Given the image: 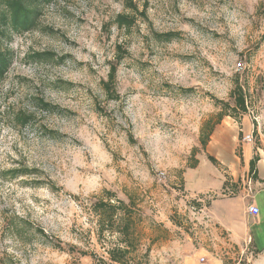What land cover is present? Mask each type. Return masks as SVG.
<instances>
[{
	"label": "rangeland",
	"instance_id": "1",
	"mask_svg": "<svg viewBox=\"0 0 264 264\" xmlns=\"http://www.w3.org/2000/svg\"><path fill=\"white\" fill-rule=\"evenodd\" d=\"M133 1L137 13L126 0H57L34 30L0 37L14 58L0 80V264H94L104 191L135 204L149 264H172L178 246L248 264L210 208L220 185L239 195L245 155L264 159V0ZM122 13L136 17L130 30L115 24ZM236 83L247 113L216 125L215 99L234 107Z\"/></svg>",
	"mask_w": 264,
	"mask_h": 264
},
{
	"label": "trees",
	"instance_id": "2",
	"mask_svg": "<svg viewBox=\"0 0 264 264\" xmlns=\"http://www.w3.org/2000/svg\"><path fill=\"white\" fill-rule=\"evenodd\" d=\"M57 0H0V37L6 34H23L35 29L37 19L42 5H50ZM146 1V0H139ZM126 8L132 12H139L138 5L133 0H126ZM145 16V12H141ZM136 23V17L130 14H118L115 24L119 29L130 30ZM160 41L171 42L179 38L178 33L157 34ZM125 51L118 47L117 62L112 64L108 80L103 81V90L110 100H118L119 94L116 90V79L118 68L125 57ZM53 56V54H48ZM13 54L8 49H0V80H3L13 65ZM235 106L231 107L228 102L216 100L221 108L218 114L217 124L224 117L233 116L230 112L247 113V101L243 86L235 84L231 93ZM41 106L46 109L56 108L50 103L41 102ZM215 125L206 123L201 132V143L205 148L208 145ZM210 160L215 161L212 157ZM259 156H255L250 161V175L253 179L258 178L257 163ZM197 164V161H196ZM195 164V165H196ZM195 165L192 168H195ZM106 199L92 203V209L98 216L97 236L100 242L105 245V256L99 257L92 254L94 264H149V253L147 249L141 252V241L136 231L138 213L135 204L130 201L126 203L119 199L114 193L104 191Z\"/></svg>",
	"mask_w": 264,
	"mask_h": 264
},
{
	"label": "crops",
	"instance_id": "3",
	"mask_svg": "<svg viewBox=\"0 0 264 264\" xmlns=\"http://www.w3.org/2000/svg\"><path fill=\"white\" fill-rule=\"evenodd\" d=\"M253 155H245L244 172L250 173V161ZM258 178L248 176L243 185H240L239 195H229L224 191L212 202L210 213L212 219L228 234V238L236 244L240 251L246 254L248 264H264V159L260 156L257 163ZM236 203L239 208L236 215L232 213L218 212L217 204ZM255 205L259 209L258 216H252L248 212V206ZM204 248L178 246L174 253L172 264H227L221 259L205 257ZM201 259H205L201 263Z\"/></svg>",
	"mask_w": 264,
	"mask_h": 264
},
{
	"label": "built area",
	"instance_id": "4",
	"mask_svg": "<svg viewBox=\"0 0 264 264\" xmlns=\"http://www.w3.org/2000/svg\"><path fill=\"white\" fill-rule=\"evenodd\" d=\"M245 140L249 143L252 142V136L248 135L247 137H245ZM248 212L252 216H258L260 211L258 207H256L255 205H250L248 206ZM204 262H205V259H201V263H204Z\"/></svg>",
	"mask_w": 264,
	"mask_h": 264
}]
</instances>
